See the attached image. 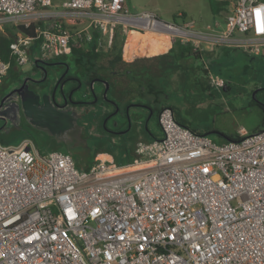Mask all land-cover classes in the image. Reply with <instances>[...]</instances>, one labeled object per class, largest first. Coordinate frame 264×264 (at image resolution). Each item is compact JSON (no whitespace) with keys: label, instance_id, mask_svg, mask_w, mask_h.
<instances>
[{"label":"built area","instance_id":"1","mask_svg":"<svg viewBox=\"0 0 264 264\" xmlns=\"http://www.w3.org/2000/svg\"><path fill=\"white\" fill-rule=\"evenodd\" d=\"M223 1L221 30L133 15L126 0H0V20L25 29L43 22L10 44L18 67L35 43L52 58L117 29L195 52L261 54L264 0ZM64 19L86 26L73 33ZM9 68L0 59V85ZM157 119L161 137L137 143L124 165L99 159L78 170L70 154H39L30 139L0 142V264H264V132L217 145L169 108Z\"/></svg>","mask_w":264,"mask_h":264},{"label":"rangeland","instance_id":"2","mask_svg":"<svg viewBox=\"0 0 264 264\" xmlns=\"http://www.w3.org/2000/svg\"><path fill=\"white\" fill-rule=\"evenodd\" d=\"M218 0H126L127 9L130 14H138L142 11H150L158 18L165 22L175 23L181 25L184 22L192 21L199 29H203L206 25H211L215 17H221L222 13H218ZM63 26L70 29L71 32L83 29L86 24L83 22H74L73 19H64L59 21ZM48 24L53 26V20H49ZM12 24L3 23L0 20V34L7 35L5 30H10L12 33L18 34ZM121 29L114 31L120 33ZM90 35V30H88ZM114 33V34H115ZM114 36V35H113ZM129 38V34L127 35ZM151 41L155 39L150 37ZM141 40H134L135 45L141 46ZM147 36L143 42L148 45ZM105 40V41H103ZM98 49L100 51H107L108 43L106 36L102 37ZM39 49V47H38ZM98 50V51H99ZM148 52L150 49L148 48ZM232 61L223 65L228 68H222L221 72L213 73V76L228 83L229 89L221 91L216 87H209L208 89L193 83L190 79H185L182 72L184 63H180L179 58L172 63V67L164 69L161 76L152 78L150 73L143 71V77L152 81L154 88L142 86V90L146 93L147 101L139 99L144 104H148L150 108L157 109L163 106L172 107L175 109L176 117L187 125L190 129L199 134L206 135L211 142L220 145L232 138L235 140L241 136L242 130L247 135H251L261 131L263 120V109L258 105H254L251 100L250 92L258 83H264V51L256 56L244 53L240 50L233 51ZM262 57V58H261ZM29 61V59H28ZM71 68H73V65ZM26 67H22L23 74L20 79L23 80L30 76L33 80L43 81V85L47 88L53 86L55 82V74L42 75L38 71H27ZM24 76V77H22ZM14 77L9 74L3 80L2 92H6L14 83ZM20 81V80H19ZM207 83V82H206ZM16 84V83H15ZM206 85H209L206 84ZM215 87V88H214ZM94 92L100 97V104L97 105V112H105L109 109V104L105 101L115 100L111 91L106 92L104 98L103 89L100 86H95ZM261 100L264 99V91L259 94ZM137 100V99H135ZM133 101V99H132ZM103 104V106H102ZM119 104V103H118ZM102 106V107H101ZM122 114H118L115 119L109 120L108 126L113 125L116 121H126V105L119 104ZM134 109H130L129 118L134 113ZM111 123V124H110ZM2 122H0V127ZM81 127L80 125H78ZM6 133L0 130V142L6 146H17L25 138L30 139L39 154H45L51 151H67L78 170H84L89 164L92 165L98 160L100 154H107L111 156L116 154V162L111 160L109 163L115 165H124L127 162V155L131 151L133 144H123L117 139H112L104 136L103 130L91 129L90 135L88 131L81 129L80 136L77 143H57L56 140L47 136L41 131L30 127L26 121L21 118L18 126H14L8 122ZM149 130L154 136H160V130L156 121V114L149 119ZM24 138V139H23ZM140 137L139 140H143ZM111 158V157H110Z\"/></svg>","mask_w":264,"mask_h":264},{"label":"crops","instance_id":"3","mask_svg":"<svg viewBox=\"0 0 264 264\" xmlns=\"http://www.w3.org/2000/svg\"><path fill=\"white\" fill-rule=\"evenodd\" d=\"M58 1V0H55ZM218 4V13H222L221 17H215L213 20V23L211 25H206L207 26H214L216 27L217 30H221L224 27V19L227 13V3L226 1H217ZM6 33L10 32V30H5ZM115 33V32H114ZM113 33V35H114ZM99 34V33H97ZM120 36L122 37L123 40V46H122V57L119 62H117L113 68H109L106 64L103 63H96L90 65L89 63H84L80 65V70L84 73H87L89 70L90 72H104L107 73L110 77H114L112 80V86L111 88L108 87L107 91H111L113 94V97H115L118 101V103L126 105L125 112L130 114V109H134V114L130 117L137 116L140 114H144V116L148 117L144 123L142 121H139L138 118L134 122L130 123V132L124 136H122L119 141H121L123 144H133V147L127 157L126 163L131 162L135 158V147L137 143L144 142L148 143L153 141L154 139H159L161 137V132L160 136H154L150 133L149 130V116H150V106L148 104H144L141 102L139 99L142 100H148L146 97V93L142 90V86H147L153 90L154 85L152 81L147 80V78L143 77V71L150 73V77L155 78L158 76H161L162 71L164 69H169L172 66V63L178 60L179 58L180 63H184L182 66V72L185 74L184 78L185 79H190L193 83L199 84L200 86H203L204 88L208 89L209 87H213V85L210 84V80H218L221 81L223 86L225 84L228 85L227 82H224L223 80L218 79H213L216 78L213 76V73H220L222 68H228L227 66L222 67L223 65L228 64L230 61H232L233 57V51H236L234 49H229V48H218V49H204L203 51L197 52V55L193 56L192 54L189 53H183L182 57L177 56V52L174 54L168 55V50H165L164 47L162 46L161 42L167 41L165 40H158L157 38L153 39L151 41L150 36L148 35H138L136 33H131L129 34V38H127V35H124L123 33H119ZM4 35V34H2ZM110 38L108 35H106V40L108 43V49H110V45L114 41V36ZM145 36L148 37V47L146 48V42L144 43L143 40ZM97 40V51L99 50L98 47L100 43L102 42V37L99 34ZM143 40L141 42V46H137L134 44V40ZM105 41V40H103ZM170 43V42H169ZM173 44V43H170ZM181 45V44H180ZM190 47L189 45H183ZM148 48L150 49V52H148ZM191 48V47H190ZM100 51V50H99ZM42 57L40 50L35 47V44L32 45L29 50H28V63L22 67H26L27 71H32L34 65L38 60H40ZM105 65V69H101L102 66ZM22 67H16L13 70L16 71V73L20 75L23 74L22 72ZM201 69V70H200ZM229 69V68H228ZM108 72H105L107 71ZM111 71H116L118 72V75L113 76L114 74ZM199 71L201 72L199 74ZM113 74V75H112ZM8 74L4 77L6 78ZM201 77V82L197 83L195 82L194 79L197 77ZM24 77V76H22ZM111 77V79H112ZM3 78V80H4ZM3 80L0 85V94L2 93V87H3ZM98 81H92V85L90 82V90L94 91L95 86H100L102 87L103 91L105 90V86L100 85L97 83ZM207 82V83H206ZM209 85H206L208 84ZM11 87V86H10ZM110 88V89H109ZM215 88V87H214ZM223 87L221 86L220 89H217L221 91ZM133 99V101H132ZM137 99V100H135ZM157 115V114H156ZM151 117V116H150ZM157 121V120H156ZM91 122V121H90ZM7 124V123H6ZM98 123L93 121L91 122L90 128L97 130L99 127L97 125ZM125 125V121L123 123ZM107 126V124L105 125ZM159 127V126H158ZM160 130V129H159ZM245 132L244 130H242ZM140 137H144L143 140H139ZM24 139V138H23ZM26 139V138H25ZM24 139V140H25ZM232 141V140H231ZM227 142V141H226ZM116 154H112L111 156L107 154H100L98 156V160H106V161H111L113 160L114 162L117 161ZM111 157V158H110ZM115 165V163H112ZM91 166L90 164L87 166ZM86 167V168H87ZM85 168V169H86Z\"/></svg>","mask_w":264,"mask_h":264},{"label":"flooded vegetation","instance_id":"4","mask_svg":"<svg viewBox=\"0 0 264 264\" xmlns=\"http://www.w3.org/2000/svg\"><path fill=\"white\" fill-rule=\"evenodd\" d=\"M38 61L39 63L34 65L32 71L35 70L41 72L44 76L46 73V77L49 73L55 74V82L52 87L46 88L42 84L43 82L40 84H32L31 82L27 81L29 88L32 89L34 92L39 93L40 95H42L43 93L51 95L52 91L54 90V87L56 86V91L54 94V101L56 106H65L64 109L74 110L78 115H80V118L77 120V123L82 127L83 130L88 131L87 135H90V125L93 121L99 124L97 125L99 129L103 130L102 134L104 136H107L112 139L119 140L122 136L130 132L131 124L129 126L127 120L125 121V125L122 121H116V123H113V125L111 126H105L107 123L110 122L109 120H116L115 117L118 114H122L118 101L116 98L115 100H111V102L105 100L109 104V109L105 112L100 111L98 113L96 109L97 105L100 104V97L93 90H90V82L92 83V81L94 80L98 81L97 83L102 86L104 85L103 82L106 81L109 87L111 88V86L113 85L112 80L114 77L111 76V79V77L104 72L96 73L95 77H92V72H90V70L87 73L82 72L80 70V65L82 64L81 57L71 54L70 51L59 53L58 55L52 58L41 57V59ZM70 64L73 65V68H71ZM105 72H108V70ZM111 72L114 74L112 75L116 78L118 72ZM200 73L201 72L199 71V74ZM27 78H30V76L26 77L25 79ZM23 80L20 79L19 82L9 87L6 92H2L0 94V101L2 97L6 95L12 88L19 87ZM194 80L195 82L200 83L201 77L199 76ZM36 81L40 82L41 80ZM60 85H62V89H60ZM263 91L264 83H258L250 92V96L252 103L261 107L264 113V99L261 100L259 97V94H261ZM11 100L8 102L11 103ZM157 109L154 110L150 108L151 117L157 114ZM138 116V120L142 121V123H144L148 118L147 116L145 117L144 114H140ZM150 116L149 118H151ZM134 118L135 120H137V116H133L130 118V123L135 121ZM6 126H8V122L3 129H6Z\"/></svg>","mask_w":264,"mask_h":264},{"label":"water","instance_id":"5","mask_svg":"<svg viewBox=\"0 0 264 264\" xmlns=\"http://www.w3.org/2000/svg\"><path fill=\"white\" fill-rule=\"evenodd\" d=\"M27 81L32 84L43 82L31 78L24 79L19 87L12 88L2 97L0 101V122H2L0 130L8 133L9 129H3L6 123L9 122L14 126H18L21 118H23L30 127L43 132L56 140L57 143H77L82 129L77 123L80 115L74 110L64 109L65 106H56L54 101L56 86L51 95L47 93L40 95L29 88ZM103 84L105 85V90L102 96L105 98L109 85L106 81ZM60 89H62V85H60ZM228 89L229 87H224L225 91ZM10 100L11 103L8 102ZM126 115L130 126V118L127 111ZM261 131L264 132V127ZM226 141L229 142L231 140Z\"/></svg>","mask_w":264,"mask_h":264},{"label":"trees","instance_id":"6","mask_svg":"<svg viewBox=\"0 0 264 264\" xmlns=\"http://www.w3.org/2000/svg\"><path fill=\"white\" fill-rule=\"evenodd\" d=\"M36 26H43V22L39 21L35 24H31L29 28L25 29L23 27H15L14 29L24 35V36H28V37H33L34 36V29ZM16 33H12V32H8L7 35H2L0 34V59L3 62H9L10 64V68L8 70V75L11 74L14 78V83L19 82L20 78H19V74L16 73V71H14L13 69L17 67V65L14 63V61L12 59H10L9 54H10V49L9 46L10 44L13 42L14 38L16 37ZM92 41L90 43H85V42H79L76 45H71L70 46V53L75 55V56H79L81 57V61L84 63H89L90 65L92 64H98V63H103V64H108L107 66L109 68H113L114 65L119 62L121 60L122 57V46H123V40L122 37L120 36V34L115 33L114 34V41L112 42V44L110 45V49L108 51H97V40H98V36L99 34L97 33H92ZM162 46L164 47L165 50H168V55L170 54H174L177 52V56L182 57L183 53H189L192 54L193 56L197 55V52L193 51L192 48L187 47V46H183L180 45L179 43H174V44H170L168 41L165 42H161ZM35 47L37 48V43H35ZM254 58L256 56H253ZM262 58V57H261ZM39 61L36 62V64H38ZM101 69H105V65L101 67ZM96 76V72H92V77ZM226 88L229 87L227 84L224 85ZM163 108H169L174 115V119L175 121L180 124L181 126L187 128L188 130H190L191 132L201 135L197 133L196 131L190 129L187 125H185L183 122H181L177 117H176V113H175V109L172 107H167V106H163L159 109H157V115H156V120L158 117L159 112L163 109ZM158 124V121H157ZM264 127V113H263V120H262V126L261 129ZM238 138V137H237ZM236 138V139H237ZM229 140H232V138H230ZM60 152V151H59ZM62 153H67L69 154L66 150L63 151ZM88 168V167H87ZM86 168V169H87Z\"/></svg>","mask_w":264,"mask_h":264}]
</instances>
